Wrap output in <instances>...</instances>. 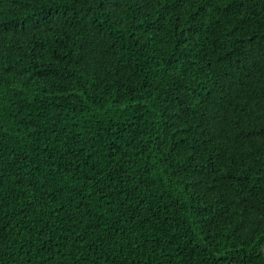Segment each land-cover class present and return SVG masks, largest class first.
Here are the masks:
<instances>
[{
  "label": "trees",
  "instance_id": "trees-1",
  "mask_svg": "<svg viewBox=\"0 0 264 264\" xmlns=\"http://www.w3.org/2000/svg\"><path fill=\"white\" fill-rule=\"evenodd\" d=\"M264 0H0V264H264Z\"/></svg>",
  "mask_w": 264,
  "mask_h": 264
},
{
  "label": "water",
  "instance_id": "water-1",
  "mask_svg": "<svg viewBox=\"0 0 264 264\" xmlns=\"http://www.w3.org/2000/svg\"><path fill=\"white\" fill-rule=\"evenodd\" d=\"M261 251H262V253H263V255H264V247L262 248V250H261Z\"/></svg>",
  "mask_w": 264,
  "mask_h": 264
}]
</instances>
